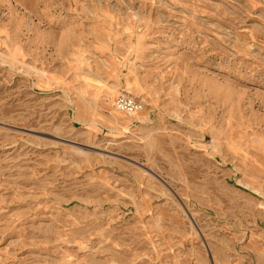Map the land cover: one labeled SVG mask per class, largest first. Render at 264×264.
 <instances>
[{"label":"rangeland","instance_id":"1","mask_svg":"<svg viewBox=\"0 0 264 264\" xmlns=\"http://www.w3.org/2000/svg\"><path fill=\"white\" fill-rule=\"evenodd\" d=\"M0 264H264V5L0 0Z\"/></svg>","mask_w":264,"mask_h":264},{"label":"built area","instance_id":"2","mask_svg":"<svg viewBox=\"0 0 264 264\" xmlns=\"http://www.w3.org/2000/svg\"><path fill=\"white\" fill-rule=\"evenodd\" d=\"M264 5V0H256ZM116 106L118 110L127 114L133 115L144 108V103L140 99H136L130 95H121L118 97Z\"/></svg>","mask_w":264,"mask_h":264},{"label":"bare ground","instance_id":"3","mask_svg":"<svg viewBox=\"0 0 264 264\" xmlns=\"http://www.w3.org/2000/svg\"><path fill=\"white\" fill-rule=\"evenodd\" d=\"M118 109V108H117ZM116 109V110H117ZM115 110V111H116ZM120 111V110H119ZM114 112V111H113ZM112 112V116H111V118H112V120L116 123V122H119V121H125V122H130V120H132V119H129V118H126V117H123V118H119L115 113H113ZM116 112H118V111H116ZM120 113V112H119Z\"/></svg>","mask_w":264,"mask_h":264}]
</instances>
